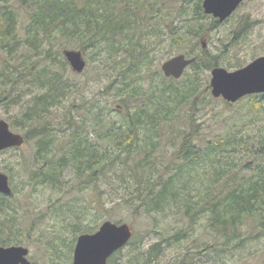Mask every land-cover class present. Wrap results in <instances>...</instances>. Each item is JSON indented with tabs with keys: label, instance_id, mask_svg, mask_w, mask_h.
<instances>
[{
	"label": "trees",
	"instance_id": "trees-1",
	"mask_svg": "<svg viewBox=\"0 0 264 264\" xmlns=\"http://www.w3.org/2000/svg\"><path fill=\"white\" fill-rule=\"evenodd\" d=\"M168 1L0 0V63L8 71L0 72V104L12 108L21 104L24 96L33 94V89L44 92L31 95L21 118H17V125L10 123L14 128L26 127L25 143L33 144V170L28 171V184L59 190L64 171H68L79 181L74 184L76 192L98 191L95 201L104 210L103 194L98 188L106 180L111 181L113 191L109 203L112 207L108 212L114 213L117 206L124 205L134 215H142L152 222L158 215L178 216L182 227L162 240L169 247L190 241V231H195L203 220L206 235L213 241L203 243L205 248L197 254L188 247L181 259L173 264H196L195 259L204 262L205 253L208 264L216 260L226 263L232 250H237L240 256L250 241L261 238L252 226L264 229V124L261 120L264 94L250 95L236 103L223 101L225 108L233 109L230 119L225 120L222 130L203 135L196 117L206 93L198 81L199 71L220 66L219 60L224 53L217 55L219 57L205 50L196 54L195 62L186 70L191 73H184L183 94L172 85L158 91L159 97L155 87L148 86L150 91L132 87L134 80L131 77L140 72V65L147 63L149 55L146 45L139 41L151 34L138 32L145 26L143 14L159 12L158 7L166 9L164 6ZM193 1L200 12L201 0ZM20 11L24 12L23 21H20ZM216 24L214 22L213 26ZM192 28L187 21L175 28L172 37H176L178 45L184 42L183 33L192 35ZM250 28L247 20L242 21L230 44L237 46L247 37ZM102 42L107 48L106 60L123 52L117 69L120 88L126 92L132 87L128 94L138 98L137 109L125 123L105 126L104 111L83 101L79 105L73 104L69 113L64 114L63 121L53 126L51 110L58 108L63 99L76 94L77 86L57 74L50 76L41 70L42 59L49 63L44 68L54 66L66 73L68 63L63 59V49L75 46L83 54L92 48L97 50ZM235 62L234 66L231 63L228 66L239 67L245 61L235 57ZM138 79L142 81L138 84H144L141 77ZM168 90H173L175 97H166ZM14 91L17 95L13 96ZM187 104L191 111L185 115L189 130L181 134L178 149L172 153L171 161L166 162L163 153L155 154L161 150V144L154 138L153 130L160 123L179 119L176 111ZM95 107L97 113L89 126L88 115ZM83 109L88 115L77 120L72 113ZM58 134L62 135L59 137ZM197 136L203 142L206 140L205 145L194 144ZM169 145L177 146L175 140ZM25 161L21 165L27 169ZM3 168L10 179L12 194H0V247L22 245L16 221L19 206L14 209V197L20 192V186H14V162L4 164ZM65 216L76 223L71 224L76 235L92 233L97 228L77 224L83 222L84 213L73 207ZM49 245L57 247L58 243ZM160 247L155 244L146 252L133 254L134 264L142 260L150 264ZM50 264H57L56 259Z\"/></svg>",
	"mask_w": 264,
	"mask_h": 264
},
{
	"label": "rangeland",
	"instance_id": "rangeland-1",
	"mask_svg": "<svg viewBox=\"0 0 264 264\" xmlns=\"http://www.w3.org/2000/svg\"><path fill=\"white\" fill-rule=\"evenodd\" d=\"M192 1L169 0L164 6L167 10L158 7L159 12L152 11L143 14L145 26L140 27L138 32H150L152 35L149 34L147 37L139 38V41L146 45L145 50L149 51V55L147 63L140 65V72L136 73L135 77H131L134 80L131 84L132 87L137 86L141 91H150L148 88L152 86L158 92L163 87L166 88L172 85L180 90L179 93L183 94L182 82H184L186 76L183 75L179 80L165 79L161 72V65L166 60L181 54L186 56L191 53V57L188 58H195V55H199L203 50L208 51L212 56L216 57L224 53L219 60L221 65L217 67L224 68L227 71L240 69L257 57L264 56V0H245L233 17L222 23H219L212 16L204 14L202 8L203 0H201L200 12L196 10L195 1ZM184 5L186 6L184 7ZM20 13V21H23L22 15L24 12L20 11ZM244 20H247V24L251 25V31L248 32L247 37L241 40L237 46H232L230 39L233 38V33L238 31ZM185 21L193 27L191 29L192 35H184L183 33L181 37L184 42L178 45L176 37H172V35L176 33L175 28ZM214 22L217 23L215 26H213ZM203 32L205 34L201 35ZM106 49L105 43L102 42L97 46V50L92 48L84 52L83 57L86 61V67L80 74L73 72L69 65L66 73L54 66L44 68L49 63L45 59L40 60L41 70L44 69L48 75L57 74L64 81L77 86L76 94L63 99L58 108L54 107L51 110L50 120L51 122L53 121V126H57L63 121L64 114L69 113V108L73 104L79 105L83 101L90 102V104H94L104 111L103 123L105 126L112 123L117 125L125 123L137 109L138 98L128 94V92H131L129 90L132 87L126 92H122L120 88L122 85L120 84L121 79L118 77L119 71L117 72V69L119 67L118 61H121L124 55L123 52L116 58L106 60ZM67 50L79 51L75 46L67 48ZM23 52L26 53L27 51L24 49ZM97 52L99 56H97ZM235 57L245 62H243L242 66L230 68L228 63L234 66L236 64ZM2 70L8 72L7 68L5 66L2 68L0 63V72ZM211 71L212 69L202 71V73L199 71L198 81L202 83L201 88L206 93L203 103L198 108L196 117L197 123L201 125L200 132L203 135H209L210 133L222 130L225 126V120L230 119L233 113V109L224 107L222 99H214L212 97L210 88ZM188 72L191 73V70L185 71V73ZM138 76L143 79L144 84H138L142 83L138 79ZM151 79L153 80L152 82ZM128 81H130V77ZM32 93L31 95L34 97L44 92L36 88L32 90ZM11 95H17L16 91L12 92ZM31 95L24 96L21 104H15L12 108H7L5 105L0 104V120H6L9 125L11 122L17 125V118H21L23 109L31 101ZM156 95L159 97L161 94L158 92ZM171 95L175 97L176 93H173V90L165 92L166 97L170 98ZM210 98L213 99L211 102L209 101ZM198 101H200V98ZM116 106H120L121 108L116 109ZM189 106L187 104L176 111L178 112L179 119L175 118L168 123H160L153 130L154 138H158L157 140L161 144V150L155 154L163 153V160L166 162L171 161L172 153L178 149L177 144L180 141L181 134L189 130L188 118L185 117V115L187 116L191 112ZM96 107L89 112V115L85 109L78 112L75 110L72 114L77 120H80L82 115L87 114L89 117L87 123L91 126L92 118L97 113ZM261 117L262 124H264V112L261 114ZM10 129L14 133L24 136L27 128H14L10 126ZM61 135L58 134L57 136L60 137ZM198 138L199 136L194 140V144L205 145L206 140L203 142ZM172 140H175L176 147L169 145V142ZM33 152V144L27 142L23 144L16 154L13 151H6L0 154V172L7 174L3 168L4 164L13 161V173L16 176L14 186H20L18 187L20 192L14 197L16 198L14 209H17L19 206L16 221L17 227L20 229V238L23 244H13L11 246L28 248L30 253L29 260L32 264H50L53 259H56L57 264L72 263L76 240L78 236L84 233L74 234L71 228L73 220L68 216L64 218L70 207L84 213L83 222L77 224L90 226L89 228L97 226L92 233L96 232L105 221L116 224H128L132 228L133 238L130 241L131 244L129 243L128 246L116 252L110 258L112 259L109 261L110 264H134L133 254L146 252L150 246L155 244L161 245L160 252L155 255L150 264H173L178 262L177 259H181V256L188 247L193 248L192 253L197 254L205 248V246H202L203 243L207 244L213 241L211 237L206 235L203 220L196 226L195 231H190V241H181L169 247L166 241L162 242V240L171 236L182 227L183 224L180 222L178 216L170 214L168 217H163L162 215H158L155 222H152L149 218L142 215H134L124 205L117 206L114 213L108 212L107 210L112 207L109 201L111 200V191H113L112 182L108 180L98 188L99 192L103 194L104 210L99 208L95 201L98 191L86 189L81 193L76 192L74 184L79 181L75 180L74 175L68 171H64L60 185L62 188L59 190L54 191L45 186H35L36 184L34 183L28 184L30 178L28 171L33 170L31 163ZM61 155L59 153V156ZM23 160H26L27 169L24 168L26 166L23 167ZM22 162L23 165H21ZM251 228H254L253 230L256 232V235L261 234V238H255V240L250 241L242 255L238 256V251L232 250L226 263H220V261L216 260L212 264H264V229L261 230L257 226H252ZM49 243H55L56 245L58 243V246L55 247L49 245ZM71 245H73L72 249ZM194 261L196 264H208L207 254H204V262L198 259ZM139 264H145V260H142Z\"/></svg>",
	"mask_w": 264,
	"mask_h": 264
},
{
	"label": "water",
	"instance_id": "water-1",
	"mask_svg": "<svg viewBox=\"0 0 264 264\" xmlns=\"http://www.w3.org/2000/svg\"><path fill=\"white\" fill-rule=\"evenodd\" d=\"M245 0H203L202 8L206 15L226 21ZM204 47V44H203ZM63 56L73 72L80 74L86 67V61L80 51H63ZM195 58L177 55L161 65L165 78L179 80L185 70L195 62ZM211 95L227 103H236L250 95L264 94V56L257 57L246 66L235 71L215 67L211 71ZM116 106V109H120ZM25 138L10 130L9 123L0 120V153L21 147ZM0 194L10 196L12 189L7 174L0 172ZM133 236L128 224H116L105 221L94 233L78 236L73 251L71 264H110L109 258L124 248ZM29 249L23 246L0 247V264H31L28 259Z\"/></svg>",
	"mask_w": 264,
	"mask_h": 264
},
{
	"label": "flooded vegetation",
	"instance_id": "flooded-vegetation-1",
	"mask_svg": "<svg viewBox=\"0 0 264 264\" xmlns=\"http://www.w3.org/2000/svg\"><path fill=\"white\" fill-rule=\"evenodd\" d=\"M21 147H22V146H21ZM21 147L12 148V149H10L9 151H13V153L16 154L17 151H18ZM14 154H13V155H14ZM16 156H17V155H16ZM16 156H15V157H16ZM15 157H14V158H15Z\"/></svg>",
	"mask_w": 264,
	"mask_h": 264
}]
</instances>
